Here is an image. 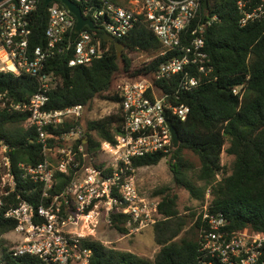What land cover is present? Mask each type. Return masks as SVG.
Instances as JSON below:
<instances>
[{
	"label": "built area",
	"instance_id": "obj_1",
	"mask_svg": "<svg viewBox=\"0 0 264 264\" xmlns=\"http://www.w3.org/2000/svg\"><path fill=\"white\" fill-rule=\"evenodd\" d=\"M73 1L83 6L85 18L115 41L137 23H145L160 41L161 50L137 55L135 60L146 64L160 57L166 60L153 73L118 81L121 101L104 100L100 119L121 111L122 130L113 142L102 140L89 152L84 129L77 123L83 122L91 106L49 109V92L57 77L46 68L48 59L58 54L71 55L68 67L89 65L104 57L108 48L95 33L85 28L76 32L75 16L53 0L47 5V44L30 50L32 20L41 0L0 3V72L26 74L38 81L37 91L27 101L0 92V110L26 116L22 127L35 131L43 156L36 164L14 165V147L0 136V210L5 219L16 222L8 233L16 239L4 247L11 258L38 257L46 264H88L89 251L79 246L80 240L87 238L81 227L99 214L101 206L110 222L111 213H115L128 216L130 226L156 223L160 200L150 203L138 193L134 160L168 153L173 140L167 121L173 117L184 121L189 115V107L180 102L181 95L217 80L205 35L219 18L209 15L203 0H131L129 6L111 0ZM236 5L240 27L264 18V0H237ZM233 93L242 99L245 88L237 87ZM66 123H71L69 130L56 134ZM63 175L71 180L56 191ZM21 182L39 187L38 202L20 195ZM196 219L200 220L199 264H264V234L229 230L224 213L212 207L211 188L206 190ZM3 257L0 251V264H5Z\"/></svg>",
	"mask_w": 264,
	"mask_h": 264
},
{
	"label": "trees",
	"instance_id": "obj_2",
	"mask_svg": "<svg viewBox=\"0 0 264 264\" xmlns=\"http://www.w3.org/2000/svg\"><path fill=\"white\" fill-rule=\"evenodd\" d=\"M111 1L120 6L130 5V0ZM57 2L63 6L59 0ZM208 2L209 15L219 18L205 35L206 51L217 80L202 83L181 95V104L190 110L184 121L171 119L179 134L178 147L172 144L168 153L136 158L133 164L139 169L156 166L167 158L174 183L186 189L198 204L194 209L188 207L190 214L184 215L179 210L177 194L168 187L158 189L155 195H160V202L154 234L159 250L154 258L117 250L87 237L80 240L79 246L89 251L88 264H199L200 220L196 216L208 188H211L212 207L224 213L229 230L264 234V18L240 27L237 0ZM47 23V6L41 0L32 20L30 50L46 46ZM84 30L95 33L108 52L89 65L76 67L67 65L70 54L48 59L46 71L57 77V83L49 92L51 110L78 104L91 106L96 99L119 103L117 85L121 77L137 79L144 73H153L160 62L166 60L160 57L148 64L135 60L137 55L161 50L160 41L143 22L137 23L120 40L124 44L121 56L114 41L103 39L102 29L85 27ZM159 85L164 88V82ZM240 86L245 88L242 99L233 93V89ZM37 88L38 81L34 77L0 72V92L7 91L16 101H27ZM25 118V115L0 110V136L14 147V165L18 162L36 164L43 159L40 145L35 142V131L22 127ZM123 121L119 111L102 119L84 118L83 122H78L88 139L87 150H96L102 140L113 142L114 136L122 130ZM70 126L71 123H66L55 133L65 132ZM186 151L198 158L197 167L190 164ZM224 154L232 158L230 163L223 164ZM70 180V176H60L56 191H61ZM19 185L18 192L23 198L39 201V187L31 182ZM110 218L112 226L120 233H127L128 216L111 213ZM190 223V229L184 233ZM15 227L16 222L5 219L0 210V251L4 263L46 264L38 257L11 258L7 254L3 237Z\"/></svg>",
	"mask_w": 264,
	"mask_h": 264
},
{
	"label": "rangeland",
	"instance_id": "obj_3",
	"mask_svg": "<svg viewBox=\"0 0 264 264\" xmlns=\"http://www.w3.org/2000/svg\"><path fill=\"white\" fill-rule=\"evenodd\" d=\"M131 1V0H130ZM123 79L122 77L119 79ZM105 101L96 99L93 101L90 111L86 113L85 119L93 120L100 119L103 115V107ZM185 156L194 167L199 165V160L189 151L185 152ZM232 158L226 154L222 157L223 164H228ZM135 183L138 193L148 202L160 200V195H155V192L162 188L168 187L172 189L178 196V207L182 214H190L187 208H195L198 202L184 188L179 187L173 181V176L168 166V159H163L156 166H148L136 169ZM155 218L157 219L156 215ZM127 233H120L108 219L107 212L103 206L99 209V214L86 224H83L81 230L86 237L102 242L105 246L112 247L121 251H130L144 258L153 259L159 250V246L155 242L154 224L148 226L127 225ZM191 223L186 227L188 231ZM3 239L5 244L12 245V240L16 239L14 234H6Z\"/></svg>",
	"mask_w": 264,
	"mask_h": 264
},
{
	"label": "water",
	"instance_id": "obj_4",
	"mask_svg": "<svg viewBox=\"0 0 264 264\" xmlns=\"http://www.w3.org/2000/svg\"><path fill=\"white\" fill-rule=\"evenodd\" d=\"M5 0H0V3L3 2ZM53 0H44V5L47 6L50 2H52ZM63 6L70 12L72 13L76 20V28L75 31L79 32L82 29H84L85 27H88L91 30H98V27L94 24V22L90 19H87L83 16L82 14V10L81 7L75 3L73 0H59ZM204 4V8L206 10H209V2L208 0H204L203 1ZM103 39L105 41H114L115 43V48L118 52V55L121 56L123 53V42L122 41H115L113 37L109 36L108 34L104 33L103 34ZM167 124L170 128L171 134H172V140H173V145L175 148L178 147L179 142H180V138H179V134L175 128V126L173 125L172 120H168Z\"/></svg>",
	"mask_w": 264,
	"mask_h": 264
}]
</instances>
